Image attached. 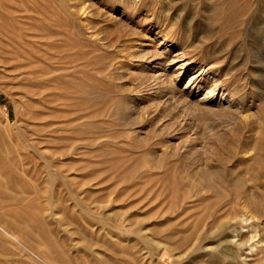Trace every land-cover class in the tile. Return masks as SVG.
<instances>
[{"label":"rangeland","instance_id":"1","mask_svg":"<svg viewBox=\"0 0 264 264\" xmlns=\"http://www.w3.org/2000/svg\"><path fill=\"white\" fill-rule=\"evenodd\" d=\"M229 4L29 7L26 71L14 77L0 63V151L18 163L19 144L43 142L36 158L23 156L43 167L28 182L72 264H113L118 242L137 245L123 252L137 264H264V0ZM64 148L66 157L51 153ZM181 204L194 245L162 258L165 248L152 250L142 237ZM89 237L96 245H86ZM24 242L5 246L52 264L38 251L47 242L34 251Z\"/></svg>","mask_w":264,"mask_h":264},{"label":"bare ground","instance_id":"2","mask_svg":"<svg viewBox=\"0 0 264 264\" xmlns=\"http://www.w3.org/2000/svg\"><path fill=\"white\" fill-rule=\"evenodd\" d=\"M229 2V7H232L233 9L235 6V0H229ZM29 7L36 8L37 0H0V63L3 64L6 69L8 68L10 71H13L14 77H16L17 75L19 76L26 71V62L23 60L24 51L22 50V45L26 42V40L24 42L23 38V20L24 18L28 17V14L26 16L25 14L29 11ZM232 17L233 15H227V18L225 19L227 22H229V18L232 19ZM14 77L9 78L8 81L17 82L16 84L18 85L20 78ZM18 88H22L24 89V91L28 92L35 91L32 87L23 83L20 84V86L18 85ZM32 102H34L33 99ZM27 141L30 140L27 139ZM35 142L33 144L30 141L29 144L24 143L23 145L19 144V147L17 146L19 151L18 163H16V160L13 161L8 153L0 151V264H37L32 260L31 257L26 256L27 252L22 253L18 247H15L13 249L6 248L7 245L5 246V242L7 240L23 242L25 241L28 243V249L32 251H34L37 246H42V244H40V241L41 243L47 242V245L49 247L47 246V248H43L44 250L41 248L42 251L40 250V248L39 250H36L40 251V253L46 260H48L49 263L72 264L74 262V259L71 257V254L65 252V248H63L64 245H62L60 240L53 235L50 220H48L45 214H42L40 209L36 206L37 194H32V191H34V185L31 186L28 182L34 179H38V169H43V167L40 168L39 163H36L34 166L30 167L28 162H26L23 158L24 154H31V156H34L36 158V148H42L43 142ZM31 145L34 146L33 150L29 148V146ZM51 153L52 155L66 157L69 155L70 151L64 148L60 150H53L51 151ZM31 161L32 160H30V162ZM72 166H75V168L80 171L84 170V166L76 167L75 163H73ZM89 167L92 171L91 174L94 175V177H97L98 175L96 171L98 167ZM126 171V174L131 173L133 169ZM126 174H124V176L122 177H126ZM174 192L175 190H173V193ZM188 209L190 210V208L184 207V204H181L178 211L169 212L166 217L162 216V218H164L162 222L152 228L153 237L151 239H145L146 237H142L144 242H146L145 246L151 248L152 250L156 249L159 246L164 247L165 250L162 252L161 257L168 258L171 255L170 250L183 249L189 244L194 245L193 243H191V240H193L191 238L193 237L186 234L191 229V225L188 221V218L190 216V211ZM132 221L133 220L131 219L130 222ZM143 221L146 220L143 219L139 222L142 223ZM133 233L135 237L140 240L139 237L141 236L139 234H136L135 232ZM154 237L158 239H154ZM25 242L23 243L24 245L27 244H25ZM45 245L46 244H44L43 246L45 247ZM86 245H96V241L89 237ZM113 247V264H137L136 260H134L132 256L131 259H129L126 257L125 253H123L131 252L134 247L138 248L136 244L129 243L128 245H123L122 243L118 242L115 243ZM84 249H87V247H85ZM95 257H100V255L97 256L96 254ZM106 262H104L103 264H106ZM151 263L148 262V264ZM81 264L86 263L81 262ZM156 264H163L162 260L159 259Z\"/></svg>","mask_w":264,"mask_h":264}]
</instances>
